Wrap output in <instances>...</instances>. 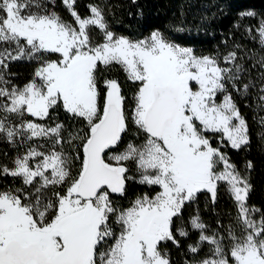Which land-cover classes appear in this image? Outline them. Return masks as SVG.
I'll use <instances>...</instances> for the list:
<instances>
[{"label": "snow or ice", "instance_id": "snow-or-ice-1", "mask_svg": "<svg viewBox=\"0 0 264 264\" xmlns=\"http://www.w3.org/2000/svg\"><path fill=\"white\" fill-rule=\"evenodd\" d=\"M62 4L71 21L56 0H0V142L15 151L0 163V178L13 180L0 187V264H173L167 245L193 233L184 264H264V209L249 204L254 165L222 150L250 145L233 94L255 90L264 107V55L239 44L198 55L159 29L132 39L111 30L101 6L82 16L76 0ZM245 31L264 48V17ZM15 62L36 65L22 84ZM113 66L135 86L131 105L103 77ZM60 109L80 127L53 115ZM130 183L148 191L123 205L114 197L127 198ZM221 185L239 234L219 220L210 229L198 207L184 218L200 193L214 207Z\"/></svg>", "mask_w": 264, "mask_h": 264}, {"label": "trees", "instance_id": "trees-1", "mask_svg": "<svg viewBox=\"0 0 264 264\" xmlns=\"http://www.w3.org/2000/svg\"><path fill=\"white\" fill-rule=\"evenodd\" d=\"M89 3H95L104 9L111 30L131 38H139L153 29H159L168 39L191 45L196 53H225L239 44L249 56L255 53L256 59H259L264 55V48L258 39H253L255 33L250 35L245 31L248 27L255 28L258 25V17H264V0H76V10L81 15L89 13L87 8ZM246 9L257 13L256 17H241L240 14ZM55 10L65 20H72L62 0H56ZM252 62L248 61V64ZM32 67L33 65L28 62L12 63L10 70L17 77L14 81L17 83L25 81ZM256 76L257 70L253 69L252 77L255 79ZM103 77L117 79L124 94L129 98L128 103L131 104L135 86L127 80L122 70L116 66L103 69ZM233 95L248 123L251 142L242 151L230 148L222 150L227 151L231 160L239 166L244 165L246 161H252L253 190L249 203L264 209V146L261 144L260 131L262 126L260 118L263 117L264 107L257 109L258 101L253 98L256 95L255 90H251L246 99H241L235 93ZM62 114L68 118L66 113ZM4 153H7L8 157L15 155V151L6 142H0V163H8V157H5ZM15 184L19 186V181ZM4 185H13L12 178H0V187ZM143 191H148V188L130 183L128 197L131 198L134 193ZM197 207L210 229L217 228L218 220L225 228L229 224L234 228L238 226L234 221L233 202L223 185L218 190V199L214 207L210 202V194L200 193L196 203L185 208L184 218L187 219ZM197 236L198 234L193 233L190 239L182 240L179 249L171 243L167 245L173 264H184L186 259H192L186 253V247L188 243H193ZM206 249L207 245L196 259L204 255Z\"/></svg>", "mask_w": 264, "mask_h": 264}, {"label": "rangeland", "instance_id": "rangeland-1", "mask_svg": "<svg viewBox=\"0 0 264 264\" xmlns=\"http://www.w3.org/2000/svg\"><path fill=\"white\" fill-rule=\"evenodd\" d=\"M248 11H251L250 9H246L245 10V12H248ZM89 13H87V14H85V15H88ZM82 16H84V15H82ZM258 22H259V20H260V18L258 17ZM67 21H69V20H67ZM154 30V29H153ZM152 31V30H151ZM150 31V32H151ZM150 32L149 33H147L146 35H148V34H150ZM117 34H119V35H124V34H120V33H117ZM93 35L94 36H98V32H96L95 30L93 31ZM146 35H144V36H146ZM126 36V35H125ZM143 37V36H142ZM142 37H139V38H142ZM131 38V37H130ZM139 38H132V39H139ZM170 40V39H169ZM171 41H173V40H171ZM173 42H175V43H177V44H180L181 46H185V47H192L191 45H188V44H182V43H179V42H176V41H173ZM193 48V47H192ZM198 55L199 54H209V53H197ZM50 58H55V56H53V57H50ZM32 65H33V67H32V70L29 72L30 74H29V76L26 78V80L31 76V73H32V71H33V69H34V67L36 66L34 63H31ZM11 72H13L12 70H10ZM14 73V72H13ZM25 80V81H26ZM25 81H23V82H25ZM15 83H17L16 81H14ZM23 82H21V83H18V84H22ZM101 83H102V80H101ZM131 103H132V101H131ZM129 105H131V104H129ZM62 113H64L63 112V110L62 109H60V110H57V113H53V115H58V117H59V120H61V121H64V122H66V123H68V124H70V125H74L75 127H80V124H77V123H75L74 121H72V120H70V118L68 117V118H66V116L65 115H63ZM64 116V117H63ZM263 117H264V113H263V115H262ZM260 131H261V144L264 146V125H262L261 126V128H260ZM9 146V145H8ZM233 162V161H232ZM234 163V162H233ZM236 164V163H235ZM237 165V164H236ZM238 167H240V168H242L243 167V165H237ZM14 186H18V185H14ZM146 187V186H145ZM143 192H145V191H143ZM140 193H142V192H137L136 194H140ZM131 198H133V197H131ZM114 199H117L118 200V202L119 203H121V204H123V205H126L127 204V202H128V199H130L129 197H127V198H125V199H121V198H119V197H114ZM250 205H254V204H251V203H249ZM256 206V205H255ZM236 229V231H237V234H239V227L237 226V228H235ZM207 251H208V246H207V249H206V252H205V254L207 253ZM204 254V255H205ZM204 255H202L199 259H201V258H203V256Z\"/></svg>", "mask_w": 264, "mask_h": 264}]
</instances>
